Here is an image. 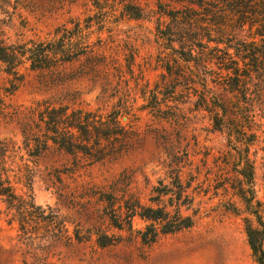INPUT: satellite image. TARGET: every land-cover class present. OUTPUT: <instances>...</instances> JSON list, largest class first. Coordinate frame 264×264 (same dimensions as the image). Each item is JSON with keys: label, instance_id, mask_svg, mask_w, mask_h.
Listing matches in <instances>:
<instances>
[{"label": "rangeland", "instance_id": "obj_1", "mask_svg": "<svg viewBox=\"0 0 264 264\" xmlns=\"http://www.w3.org/2000/svg\"><path fill=\"white\" fill-rule=\"evenodd\" d=\"M128 1L108 0L101 5L103 12L113 14L100 35L103 48L123 71L121 77L112 74L109 83L119 85L120 93L129 92L135 110L143 102L134 78L144 77L151 89L160 84V96L175 101L170 105L177 108V121L158 125L146 112H137L142 139L126 156L66 173L72 169V158L51 150L30 166L29 191L22 187L15 167L10 180L16 193L30 195L36 207L65 219H80L86 227L81 206L89 191H130L147 204L159 184L170 188L177 168L184 186L190 175L197 179L188 191L198 184L195 191H209L196 200V223L188 231L161 238L151 248L132 243L99 249L92 241L68 245L45 229L30 239L22 238L17 225L8 224L0 198V264H255L244 230L246 215L232 210V204L242 212L245 208L239 198L242 178L237 174L236 151L227 135L213 126L209 114L196 106L202 94L223 93L226 72L215 57L225 52L234 56L236 47L261 39L264 0H137L142 10L138 20L120 16ZM97 11L91 0H0V41L43 40L69 19H84ZM259 20L262 24L253 23ZM127 63L132 64L133 74L127 72ZM82 66L80 61L43 72L23 67V80L13 94L9 93L12 77L0 72V138L21 145V124L45 103L109 112L116 99L101 93L103 75L96 81L78 77ZM260 79L262 86L255 79L242 90L226 89L249 118L247 130L256 135L249 150L254 162L251 191L264 223V79ZM121 122L129 120L123 117ZM163 129L170 142L157 143L156 132ZM243 187L250 190L249 185ZM97 209L92 203L88 206L92 214ZM134 226L140 229L143 223L135 219ZM67 228L72 234L73 225Z\"/></svg>", "mask_w": 264, "mask_h": 264}, {"label": "trees", "instance_id": "obj_2", "mask_svg": "<svg viewBox=\"0 0 264 264\" xmlns=\"http://www.w3.org/2000/svg\"><path fill=\"white\" fill-rule=\"evenodd\" d=\"M91 1L98 9L94 15H88L84 19H69L43 40L16 44L0 41V72L12 77L10 94L18 89L23 80L20 74L23 67L30 71L43 72L58 70L65 65L82 61L83 66L78 71V77L86 76L96 81L99 75H103L101 93L109 99H116L107 113L68 106L55 107L45 103L21 124V145L11 138H0V198L6 206L8 224L15 223L21 237L25 239H30L38 234L36 231L45 229L52 233L53 238L65 239L68 245L73 242L81 244L92 241L99 249L132 243L151 248L163 237L194 227L198 214L196 200L201 194L206 195L209 192L195 191L199 184L193 191H188L191 183L197 180L196 177L190 175L184 186L179 176L180 169H174L175 175L170 188L159 184L150 192L147 204H143L130 191H118L120 194L117 191H89L88 200L81 206L86 227L81 226L80 219H65L55 211L36 207L30 195L16 193L10 180L9 174L15 167L22 187L29 191L30 166H36L51 150L72 158V169H66V173L86 165L116 161L126 156L139 146L142 139L136 125L139 120L137 112H146L158 125H172L177 121L174 112L177 108L170 105L175 101L160 96V84L151 89L144 77L134 78L135 87H139L143 102L135 110L130 102L129 92L120 93L119 85L109 83L112 74L120 77L123 74L122 65L117 63L115 57L107 55L100 37L113 14L110 16L102 11L101 5L108 3V0ZM112 8L111 11L116 12ZM237 14L243 16L241 11H237ZM120 16L141 19L142 10L138 7L137 0H129L123 5ZM254 22L262 24L260 20ZM262 29V34L258 35L261 39L257 43L252 41L250 46L236 47L234 56L225 52L222 57H215L217 61L220 60L226 72L223 93L202 94L198 97L196 106L209 114L213 126L227 135L229 143L236 151L237 174L242 178V184L238 187L241 192L239 198L245 208L242 212L232 204V210L246 215L243 219L244 230L255 264H264V223L251 191L254 162L250 158L249 150L256 135L247 130L245 122L249 118L241 112L236 104L237 99L229 95L231 92L226 88L242 90L248 82L255 79L262 86L263 81L260 78L264 79V26ZM126 69L129 74H133L131 63H127ZM168 72L171 74V69ZM218 78L222 79V76L218 75ZM123 117L129 123L123 124ZM156 133L157 143L170 142V134L166 130ZM236 136L244 139L236 141ZM243 185H249L250 190L246 191ZM91 203L100 207L93 214L88 212ZM135 219L143 223L142 228H135ZM68 225L74 227L72 234H69Z\"/></svg>", "mask_w": 264, "mask_h": 264}]
</instances>
